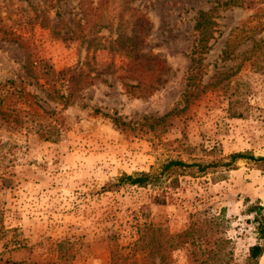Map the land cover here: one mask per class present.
Wrapping results in <instances>:
<instances>
[{
	"label": "rangeland",
	"instance_id": "1",
	"mask_svg": "<svg viewBox=\"0 0 264 264\" xmlns=\"http://www.w3.org/2000/svg\"><path fill=\"white\" fill-rule=\"evenodd\" d=\"M224 1L0 0V110L54 109L43 117L61 125L44 140L34 122L0 114V264H109L113 240L125 246L150 222L168 233L201 227L194 246L172 252L175 264H202L216 238L228 241L230 264L264 246L251 210L264 205V163L249 158L264 156V0ZM212 6L196 79L204 90L160 120L184 106L196 16ZM127 46L151 56L137 57L140 71L126 70ZM153 56L160 83L129 91L155 77ZM41 67L66 76L80 67L92 79L63 106L35 77ZM231 153L246 156L223 164ZM168 160L188 166L154 185L119 181Z\"/></svg>",
	"mask_w": 264,
	"mask_h": 264
},
{
	"label": "trees",
	"instance_id": "2",
	"mask_svg": "<svg viewBox=\"0 0 264 264\" xmlns=\"http://www.w3.org/2000/svg\"><path fill=\"white\" fill-rule=\"evenodd\" d=\"M254 3V0H225L221 3L224 6H243V5H251ZM218 6V5H217ZM216 6H212L208 10H200L198 11V15L196 16V21L194 25V30L198 31V38L196 47L191 52V63L188 68V75L186 77V87L184 93L182 95V102L184 106L180 109L175 107L169 112L165 113L160 120H164L167 116L175 114L177 112H181L185 108V104L195 98L200 96V93L204 90L200 89L199 85L196 82L199 73V63H200V52L206 51L207 49V41L212 34V24L213 19L212 16L215 13ZM126 54L128 57H133L134 60L128 63V71H140L139 64L141 62L138 60V56L151 57L150 55H146L145 53H138V49L132 47H126ZM196 54V55H195ZM155 60H151L149 62V70L152 71V74H155V77L151 80H141L137 81L136 84H126V88L131 91L133 89H140L142 92L144 91H152L155 89L157 84L160 83V79L158 78V72L156 70H160V60L156 61L157 57L153 56ZM156 62V63H155ZM45 68V67H44ZM39 71L36 74V78H43L44 83L47 85L49 90L50 98L57 102V104L61 103L63 106L72 102V100L78 96V92L81 88L84 87L87 80L92 79V76L85 72L83 69L79 67L78 70L72 71L69 75H65L64 71H55L51 69L50 71H46V69L38 68ZM36 72V71H35ZM157 75V76H156ZM61 79L66 78L65 88L66 90L60 91L57 88V82ZM146 86V88L144 87ZM22 95L26 96V94ZM37 104V103H36ZM29 105V103H28ZM37 106H40L37 104ZM0 114L2 118L5 119L8 123H21L26 122L27 120L34 122L29 126L30 130H33L38 134L40 138L44 140L48 139H57L60 135L61 125H57L56 119L54 117L50 120L43 117L46 114L51 116L55 115L53 110H43V114L40 115L32 109L24 110L21 109L17 111L10 106H6L4 109L0 110ZM53 121V123H52ZM243 153H231L229 155L230 161L227 163H223L225 165L229 164L233 159L239 157H245ZM250 159L255 161H260L264 163V156L253 157V155L249 156ZM221 163V161H219ZM217 164V161L214 162ZM178 166H188L187 163H184L180 160H168L162 167L161 171L158 173H149L142 172L135 175L122 174L119 177V181L123 183H128L130 185L136 186H147L156 184L161 176L164 173L170 174L173 172H178ZM173 167H176L173 169ZM199 169H203L204 166L199 165ZM251 210L254 211L255 216L254 220L257 223V231L260 238H264V205H255L251 207ZM194 222V221H193ZM192 222V223H193ZM195 223V222H194ZM193 223V224H194ZM201 227L195 226L194 229H186L180 233H168L165 230L153 223H143L137 227V237L131 243L123 246L117 242V239H114L111 243L110 247V262L109 264H175L173 259L171 258L172 252L186 246V243L194 246V237L193 234L195 231L200 230ZM207 231H204L206 234ZM192 236V237H191ZM190 238V240H189ZM228 241L222 238H216L215 241L210 244L212 247H206V259L202 260V264H230L231 262L227 259V254L224 253L226 250V243ZM218 247V248H216ZM221 251H223L221 253ZM192 253L195 251L192 250ZM262 252H264V246L260 243H255L248 248V253L245 255V259L242 264H257L258 258L261 256ZM233 264H239L237 262Z\"/></svg>",
	"mask_w": 264,
	"mask_h": 264
}]
</instances>
